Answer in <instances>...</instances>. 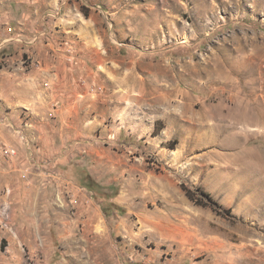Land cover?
I'll use <instances>...</instances> for the list:
<instances>
[{
	"label": "rangeland",
	"instance_id": "1",
	"mask_svg": "<svg viewBox=\"0 0 264 264\" xmlns=\"http://www.w3.org/2000/svg\"><path fill=\"white\" fill-rule=\"evenodd\" d=\"M0 264H264V0H0Z\"/></svg>",
	"mask_w": 264,
	"mask_h": 264
},
{
	"label": "trees",
	"instance_id": "2",
	"mask_svg": "<svg viewBox=\"0 0 264 264\" xmlns=\"http://www.w3.org/2000/svg\"><path fill=\"white\" fill-rule=\"evenodd\" d=\"M185 194L187 195V197L191 200H193L195 203L197 204H201L203 206H210L212 208H215V210H217V208H221V205H218V203L213 199V197L210 195V193L204 191L202 188H196L195 190L189 189L187 187H183ZM197 192H199L201 197L197 196ZM205 198V199H204ZM117 209L121 212H123L124 210L122 208L117 207ZM104 212L106 215L109 214V211L104 209ZM218 212L221 213V211Z\"/></svg>",
	"mask_w": 264,
	"mask_h": 264
}]
</instances>
